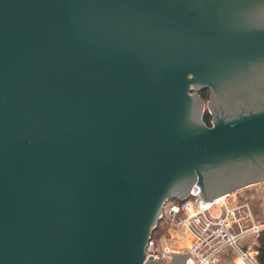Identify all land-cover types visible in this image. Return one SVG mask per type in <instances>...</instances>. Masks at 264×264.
Returning a JSON list of instances; mask_svg holds the SVG:
<instances>
[{
	"label": "water",
	"instance_id": "obj_1",
	"mask_svg": "<svg viewBox=\"0 0 264 264\" xmlns=\"http://www.w3.org/2000/svg\"><path fill=\"white\" fill-rule=\"evenodd\" d=\"M263 179L264 0H0V264H143L167 199Z\"/></svg>",
	"mask_w": 264,
	"mask_h": 264
},
{
	"label": "built area",
	"instance_id": "obj_2",
	"mask_svg": "<svg viewBox=\"0 0 264 264\" xmlns=\"http://www.w3.org/2000/svg\"><path fill=\"white\" fill-rule=\"evenodd\" d=\"M241 189L203 200L201 186L194 182L183 198L167 199L147 239L143 264H225L230 251L236 264H260L264 191L260 219L259 210Z\"/></svg>",
	"mask_w": 264,
	"mask_h": 264
},
{
	"label": "rangeland",
	"instance_id": "obj_3",
	"mask_svg": "<svg viewBox=\"0 0 264 264\" xmlns=\"http://www.w3.org/2000/svg\"><path fill=\"white\" fill-rule=\"evenodd\" d=\"M188 76L192 77L193 74H188ZM212 90L213 89L211 87H209V91L207 92V97H203L200 93V90L199 91L196 89L192 90V93L197 92L199 94V97L203 99V110H204L203 114L206 110H209V112L212 111L210 106H209V101L212 100V96H211ZM203 114H202V116H203ZM210 120H211V124L210 125L207 124L208 126L213 125V115L212 114H211ZM203 121H204V119H203ZM263 191H264V179L258 183L249 185L248 187H245V188L240 190V193L248 196V198L253 201L254 207L259 210L257 213L260 216V219H262V215H261L262 209H261L260 203H261ZM156 233H157V231H156ZM235 259H236V255L230 251L229 254H227V256H226V263L225 264H236Z\"/></svg>",
	"mask_w": 264,
	"mask_h": 264
},
{
	"label": "trees",
	"instance_id": "obj_4",
	"mask_svg": "<svg viewBox=\"0 0 264 264\" xmlns=\"http://www.w3.org/2000/svg\"><path fill=\"white\" fill-rule=\"evenodd\" d=\"M209 91L208 87L202 88L200 93L203 97H207V92ZM211 113L209 110L204 112V121L210 125L211 124ZM258 249H259V262L260 264H264V229L261 230L260 234L258 235Z\"/></svg>",
	"mask_w": 264,
	"mask_h": 264
},
{
	"label": "flooded vegetation",
	"instance_id": "obj_5",
	"mask_svg": "<svg viewBox=\"0 0 264 264\" xmlns=\"http://www.w3.org/2000/svg\"><path fill=\"white\" fill-rule=\"evenodd\" d=\"M208 88H209V87H208ZM210 113H211V112H210ZM202 118L204 119V114H203Z\"/></svg>",
	"mask_w": 264,
	"mask_h": 264
}]
</instances>
